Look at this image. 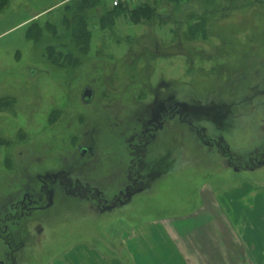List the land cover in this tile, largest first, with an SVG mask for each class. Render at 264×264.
<instances>
[{
  "label": "rangeland",
  "instance_id": "rangeland-1",
  "mask_svg": "<svg viewBox=\"0 0 264 264\" xmlns=\"http://www.w3.org/2000/svg\"><path fill=\"white\" fill-rule=\"evenodd\" d=\"M68 1L12 0L0 15V101H13L12 107L0 110V211L8 209L9 203L2 202L18 199L17 191L33 185L34 173L59 168L63 161L70 163L74 144L90 121L80 102L85 87L95 93L93 104L106 107L113 100L120 115L127 112L131 117L142 108L150 110L155 101L151 94L161 95V89L175 87L179 103L211 110L199 112L194 125L205 129L209 141L222 139L229 153L203 144L183 122L167 124L141 160L145 177L141 194L105 213L90 203L56 195L41 212L42 219L35 216L28 225L17 227L13 241L19 246L13 263L126 261L122 234L158 219L172 222L174 233L178 229L189 234H176L187 249L203 237L214 245L213 238L219 237L227 251L243 255L251 234L264 238V164L247 166L249 158L259 159L264 153V0H183V10L168 0H103L108 10L122 3L131 10L141 3H155L158 19L134 25L121 15L111 29H102L98 15L91 16L86 55L75 64L58 67L52 60L66 55L62 20L72 17L64 8L71 4ZM47 8L51 9L40 14ZM33 14H40L36 21L17 26ZM197 21L204 24L194 26V35L185 34ZM37 28L42 33L39 38ZM153 49L161 55L152 57ZM132 53L135 58L130 59ZM122 64L124 85L119 74ZM112 130L108 155L103 151L98 156L104 175L94 181L109 173L114 189L109 192L115 195L129 160L120 151L122 124ZM37 143L49 146L32 164L31 147L36 150ZM17 151H23L22 157ZM226 153L237 159L233 160L235 171ZM38 188L37 184L34 189ZM224 216L239 234L227 222L223 227ZM12 224L0 221L2 230L4 225L10 230ZM10 255L0 239V263L9 264ZM240 260L234 255L229 261L227 256V263L240 264Z\"/></svg>",
  "mask_w": 264,
  "mask_h": 264
},
{
  "label": "flooded vegetation",
  "instance_id": "flooded-vegetation-1",
  "mask_svg": "<svg viewBox=\"0 0 264 264\" xmlns=\"http://www.w3.org/2000/svg\"><path fill=\"white\" fill-rule=\"evenodd\" d=\"M124 65L122 64L120 67L121 71L119 72L123 85L127 84L125 71L123 70ZM148 69L149 66L146 65L143 70L144 75ZM108 75L106 74L104 80L107 79ZM104 90L107 93L109 92L108 89ZM159 92L162 94L150 95L154 97L155 101L154 105L149 108V111L142 108V110L138 111L139 114H132L135 116L131 117L127 112H123V115H120L122 112L118 109V105L113 103V100H108L106 107L101 106L99 103L93 104L96 100L95 93L86 87L83 89L80 95L81 107L87 113L90 121L88 129L80 134V141L74 144L73 151L76 156L71 157L69 166L66 165V162L63 163V161L59 168L47 170L42 174L34 173L33 185L31 187L27 186L25 189L15 193L17 194L16 198L19 197L18 199L2 202L9 204L7 210L1 208L0 221L3 219L6 222L13 223L11 226L12 230H9L5 225L3 226V230L0 227V239L11 254L9 256V264H14L13 253L17 251V246H19L18 243H14L13 241L18 234L17 227L20 224L28 225V220L37 219L35 216L38 219H42L41 212L53 204L56 195L60 196V194H63L64 197L67 196L74 199L79 204L90 203L96 206V210L105 213L113 211L117 207H123L127 203H130L133 197L141 194L145 182L144 168L140 167L141 160H144L146 148L156 142L157 134L167 124L183 122L191 131L196 132L203 144L215 147L216 149H225L224 152L227 150L229 153V149L223 145L222 139L218 138L216 142H211L206 136L205 129L203 127L196 129L194 125L195 120L199 119V112L206 114L211 110L207 109L205 111L204 108H199L195 105L179 103L175 97V87L170 86L165 90L161 89ZM110 94H113L112 90H110ZM98 106L102 108L98 110ZM119 124L123 126V130L119 133V140L124 145V147H120V151H124L129 162L122 169V172H124L123 185L113 195L109 192V190L114 191L111 185L113 177L112 179L108 178V176H111L109 173L108 175L105 174L107 176H102L100 180H94H96L95 177L104 175L102 173L103 170L97 164L99 160L98 156L103 151L108 155V138L113 134L112 129L118 127ZM104 136L106 137L102 140ZM74 141L75 139L71 142L73 143ZM46 146L48 147L49 145L37 143L36 150L31 147L32 151H34L33 153H35V157H30L32 164L38 163L37 161L41 158L39 155L44 153ZM117 148L119 149V144H117ZM17 153L19 157H22L23 151H17ZM228 153H226L227 155L225 154V157L228 158V165L235 171V161L233 160L237 159L229 156ZM259 157V159L257 158L258 160L256 158L254 160L253 158H249L247 166L264 164V153L260 154ZM24 169H21V171ZM27 172H32V170H27ZM28 180H31V178L28 177ZM37 184L39 188L36 190L34 188Z\"/></svg>",
  "mask_w": 264,
  "mask_h": 264
},
{
  "label": "crops",
  "instance_id": "crops-1",
  "mask_svg": "<svg viewBox=\"0 0 264 264\" xmlns=\"http://www.w3.org/2000/svg\"><path fill=\"white\" fill-rule=\"evenodd\" d=\"M11 1L12 0H10V2ZM50 9L51 8H47L40 14L44 15ZM2 13H0V15ZM40 14H33L30 18L21 21L17 26L36 21L35 18ZM220 222H222L223 227L225 222H227L235 228L239 234L238 228L233 226L227 216H224L223 220H220ZM171 223L172 222L169 220L158 219L151 223L142 222L132 227L129 232L122 234V240L120 241L124 255L126 256V261L119 262L112 259V262H115V264H236L234 262L227 263V256L230 261V259L234 258V255L238 256L239 259L241 258L239 261L240 264H242V261L243 264H245L247 260L249 261L247 262L249 264H261V261L264 260L260 258L264 257V238L261 237L259 232V237L251 234L247 238L245 245L248 247L243 249V255L248 256L245 259L242 254L236 255L233 250H231L232 252L227 251L226 247L221 246L222 242L219 237L217 239L213 238L212 243L214 245H210V243L208 244V241L206 242V240L204 242V233L201 235L203 237V239H200L201 242L198 241V243H195V245H192V247L187 249L183 246V243L178 240L179 238L176 234L180 237H183L186 234L188 236L189 234L185 233L186 231L183 232V230L179 231L178 229L176 230L177 232L175 231L174 233L171 229V226L173 225ZM239 223L240 222L237 221V224ZM217 229H219L218 226ZM199 234L200 233H198V235ZM221 237H223V232H221ZM239 239H242L240 235ZM187 243L190 245L189 240ZM250 256L254 259L249 260Z\"/></svg>",
  "mask_w": 264,
  "mask_h": 264
},
{
  "label": "trees",
  "instance_id": "trees-1",
  "mask_svg": "<svg viewBox=\"0 0 264 264\" xmlns=\"http://www.w3.org/2000/svg\"><path fill=\"white\" fill-rule=\"evenodd\" d=\"M170 3L173 4L175 8L181 9L180 6L183 0H168ZM185 1V0H184ZM209 1V0H207ZM10 0H0V13L7 8L9 5ZM71 2L69 6L66 7L68 3L65 5V9L71 11V18H64L63 25L65 26L67 39L64 41L63 44V51H65L66 55L58 54L54 61L52 62L58 66H66L67 62L69 64H75L77 60L81 59L84 55H86L88 51L89 40L91 38V33L87 28L88 19L91 16L98 15L97 20L100 23L102 29H111V26L114 25L115 20L117 17L121 15H127L126 17L130 22L134 25H138L141 22H152L158 19V16L155 15L156 4H149L147 2L141 3L136 6L134 9H130L128 4L122 3L118 4L112 9L108 10L106 8V4L103 0H69ZM129 7V8H128ZM183 10V9H181ZM180 10V15L184 13V11ZM198 22V21H197ZM204 22V21H203ZM203 22L195 23L194 25L188 26V31L185 34H195L194 26H198V24H204ZM200 26V25H199ZM30 32V31H29ZM37 37L39 38L42 36L40 28H37ZM172 36L175 39L176 33L172 32ZM36 38V36H35ZM37 40V38H36ZM69 42L71 45H66V42ZM161 52L157 49L152 50V57L153 54L158 56L161 55ZM54 55L50 53V56ZM128 57L130 59L135 58V55L132 53ZM155 57V56H154ZM71 67V66H70ZM13 106V101L2 100L0 101V110L8 109Z\"/></svg>",
  "mask_w": 264,
  "mask_h": 264
},
{
  "label": "water",
  "instance_id": "water-1",
  "mask_svg": "<svg viewBox=\"0 0 264 264\" xmlns=\"http://www.w3.org/2000/svg\"><path fill=\"white\" fill-rule=\"evenodd\" d=\"M89 94V93H88Z\"/></svg>",
  "mask_w": 264,
  "mask_h": 264
}]
</instances>
